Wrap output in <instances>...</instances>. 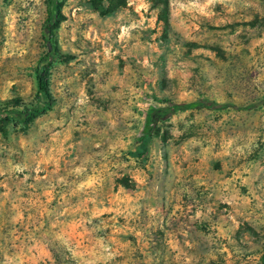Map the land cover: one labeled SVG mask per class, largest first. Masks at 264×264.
Here are the masks:
<instances>
[{
    "label": "rangeland",
    "instance_id": "1",
    "mask_svg": "<svg viewBox=\"0 0 264 264\" xmlns=\"http://www.w3.org/2000/svg\"><path fill=\"white\" fill-rule=\"evenodd\" d=\"M56 2L46 41L48 0H0V264H264V0ZM200 99L256 106L176 111L137 155L149 106Z\"/></svg>",
    "mask_w": 264,
    "mask_h": 264
},
{
    "label": "trees",
    "instance_id": "2",
    "mask_svg": "<svg viewBox=\"0 0 264 264\" xmlns=\"http://www.w3.org/2000/svg\"><path fill=\"white\" fill-rule=\"evenodd\" d=\"M48 1L51 8V17L43 25V32L46 36V41H49L52 36V30L57 26L59 19H61V14L59 12L56 0ZM52 53L53 51L50 49L47 54H45V56L41 59L40 64L34 69V80L36 88L35 106L30 110L26 109L21 112L7 111L6 113L17 119V121L23 127L27 124V122H30L32 119H34L36 115L42 114L45 110H48L51 105V97L48 91L46 68L52 60ZM156 103L159 104L161 103V101H156ZM164 104L165 105L162 107H148L144 116L143 126L136 138V143L138 144L137 150L139 151L137 155H140L145 150L146 144L153 132L155 125L176 111L199 108L206 110H222L228 107H232L238 110H249L253 109L256 106L255 104H251L243 107H233L224 103H216L205 99H200L190 103L176 104L171 102H164ZM19 106H21L19 100L13 99L11 108H18Z\"/></svg>",
    "mask_w": 264,
    "mask_h": 264
}]
</instances>
